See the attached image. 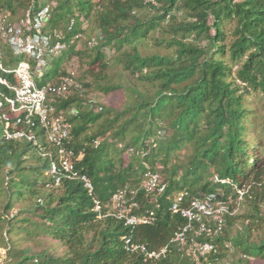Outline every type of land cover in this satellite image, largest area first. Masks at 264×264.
Returning a JSON list of instances; mask_svg holds the SVG:
<instances>
[{"label":"trees","instance_id":"trees-1","mask_svg":"<svg viewBox=\"0 0 264 264\" xmlns=\"http://www.w3.org/2000/svg\"><path fill=\"white\" fill-rule=\"evenodd\" d=\"M157 1L158 13L145 15L148 8L156 7L143 0H0V13L24 19L46 6L52 8L48 30L51 35L62 31L68 49L43 75L41 86L58 83L68 73L67 64L87 54L78 49L83 37H75L84 36L92 23L98 43L89 48V57L90 65L99 70L97 79H106L114 57L154 89L153 95L132 90L135 101L123 109L99 106V110L86 99L93 83L78 78L86 89L84 96L75 93L55 104L58 111L72 105L80 110L69 118L72 146L81 155L76 169L93 182L92 194L78 179H64L56 186L49 173L51 159L26 139L8 140L0 119V199L4 201L0 221L5 222L6 233L22 238L44 234L66 248L64 255L46 250L29 255L28 249L14 244L8 247L5 264H150L143 252L127 250V237L149 251L167 246L155 264H193L173 240L187 225L181 211L172 209L184 190L189 195L181 203L183 208L210 194L230 200L234 208L238 202L245 207L242 215L228 216L223 233L212 239L216 245L212 264H221L232 246L240 253V264L250 259L264 264V238H252L264 227V122L262 128L257 126L250 99L258 93L264 96V0ZM179 12L185 14L182 19ZM157 32L164 37L155 38V46L169 50L168 54L142 55L138 44ZM5 47L7 64L21 60L11 57ZM89 73L96 76L94 69ZM98 88L108 94L121 86L110 83ZM102 118L97 131L90 132ZM249 124L254 126L253 139L248 138ZM33 130L43 141L44 131L38 125ZM95 140H100L98 146ZM184 146L189 147L187 162H171ZM112 148L119 151L117 159L111 157ZM147 166L158 171L167 185L156 202L140 188ZM209 169L214 170L212 175ZM126 185L135 191L134 200L140 205L135 213L154 210L153 223L128 226L111 213L114 194ZM96 200L100 211L95 209ZM23 202L30 207L22 212L32 217H6ZM238 220L242 227L234 231Z\"/></svg>","mask_w":264,"mask_h":264},{"label":"built area","instance_id":"built-area-1","mask_svg":"<svg viewBox=\"0 0 264 264\" xmlns=\"http://www.w3.org/2000/svg\"><path fill=\"white\" fill-rule=\"evenodd\" d=\"M143 1L157 4V0ZM51 10V6H46L33 18L27 16L17 23L0 22V112L7 108L0 114V119L5 124L4 132L8 140L26 139L33 143L41 155L51 159L49 173L56 186L61 185L64 179H78L92 194L93 182L87 174L76 169V161L81 155L78 156L72 146L73 123L69 118L78 116L80 110L72 105L66 110L58 111L55 105L58 100L67 99L75 93L83 97L86 89L78 81L75 71H68L56 84L41 86L34 79L35 73L43 77V67L47 65L45 57H59L68 49V43L63 41L62 31L55 30L51 35L48 30ZM73 25L72 21L69 29ZM85 28L86 24L83 25V29ZM82 37V34H78L75 38ZM97 43V37L91 41L93 46ZM3 45H6L11 57L21 60L14 65L7 64L3 60ZM93 103V99L88 101L89 105ZM37 125L44 131L43 141L33 130ZM94 144L98 146L100 140H95ZM140 182V188L152 194L155 202L167 188L161 174L148 166ZM129 193L131 197H128ZM240 193L243 195V192ZM134 195L135 191L130 190L128 185L119 189L111 200V213L128 226L153 223L156 219L154 210L135 213L140 205L134 200ZM188 195V191L184 190L175 198L172 209L175 212L181 211L187 219V225L173 240L186 250L193 264H211L210 255L216 250L212 239L223 233L226 218L234 215L236 209L230 200L220 199L214 194L196 197L188 207L183 208L181 203ZM95 209L101 210L98 200ZM201 238L205 240H200ZM125 245L128 251L143 252L150 264H155L167 251V246L149 251L145 245L134 243L130 237L125 238Z\"/></svg>","mask_w":264,"mask_h":264},{"label":"rangeland","instance_id":"rangeland-1","mask_svg":"<svg viewBox=\"0 0 264 264\" xmlns=\"http://www.w3.org/2000/svg\"><path fill=\"white\" fill-rule=\"evenodd\" d=\"M156 9L148 8L147 11H145V15H155L157 14L158 10L161 7V4L157 1V4H154ZM185 14L183 12H179L177 16L179 19H182V17ZM22 16L20 17H12L9 14L0 13V22H7V23H17L20 20H22ZM97 37V30L96 26L91 23L90 28L88 29V32L83 36L82 41H80L78 45V49L81 51H85L87 54L79 57L75 56L66 66L67 71H75L78 78H84L85 82L93 83V87L91 89H87L86 92V99L94 100L95 102V108L99 106H103L105 109H123L124 106L128 105L129 103H133L135 101L136 94L132 92V90L140 91L141 93L147 94V95H153L154 89L150 86H147L145 84H142L140 81L137 80L136 77L132 76L128 71H126L123 68V65L121 63H118L114 57L111 58L109 69L105 72L106 79L105 80H99L97 79L99 70L93 68L90 65L91 58L89 57V54L92 53V51L89 49L93 45L91 44V41H93ZM164 37L163 32H157L152 34L148 40L142 41L138 44L139 50L142 53V55H149L154 53H160V54H168L169 50L156 47L155 46V38ZM193 38V37H192ZM191 38V39H192ZM57 56H47L45 57L47 61V65L43 67V75L47 73L54 65V63L57 60ZM94 69V74L92 75L89 73L90 70ZM34 79L37 83L41 82V77L39 74L35 73ZM116 84L120 85L121 89L110 92L108 94L103 93L99 90L98 86L100 84ZM254 101L253 107L255 109L256 118L255 121L257 122V126L259 128H262L263 122H264V96L261 93L254 94L252 98H250ZM104 121V118H102L98 125L90 130V132L97 131L99 128V125L101 122ZM249 133L248 138L253 139V135L251 133L252 129H254L253 124H249ZM170 131L168 130V133L166 132V137L170 135ZM189 147L184 146L178 152L175 154V156L172 158L171 162H175L177 160H180L182 162H187V151ZM130 152V151H129ZM119 151H116L114 153V148H112L111 157H117L119 156ZM128 154V153H127ZM209 173L211 175L214 173L213 169H209ZM141 183V182H140ZM54 189V188H53ZM3 203L4 201H1L0 199V215L3 214ZM30 205L28 203H18L10 213L7 214L6 217L9 218H16L20 219L23 216H31L30 213H24L22 212L23 209H29ZM236 211L234 212V215H242L245 211V207L242 203L237 204V207L235 208ZM239 222L236 224V229H240L242 227L241 220H238ZM18 225V224H17ZM6 235V236H5ZM4 236L8 239L4 242L3 238ZM253 240L259 241L260 238H264V227L260 230H256L252 235ZM16 246L17 249H28L29 255L38 253L41 251H49L50 253L54 255H64L66 252V248L63 246L61 242L58 240H55L47 235H38L31 238H22L20 235H11L6 233L5 229V222L0 221V264H5L9 259L8 251L11 245ZM9 247V248H8ZM227 256L223 258L221 261V264H240L239 258L240 253L233 248V246L226 251ZM212 264V263H211ZM246 264H263L256 262L255 259H250V261Z\"/></svg>","mask_w":264,"mask_h":264}]
</instances>
